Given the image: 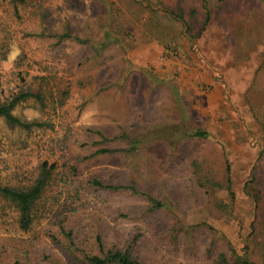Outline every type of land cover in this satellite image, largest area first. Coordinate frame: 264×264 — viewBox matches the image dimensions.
<instances>
[{"label": "rangeland", "instance_id": "374dc122", "mask_svg": "<svg viewBox=\"0 0 264 264\" xmlns=\"http://www.w3.org/2000/svg\"><path fill=\"white\" fill-rule=\"evenodd\" d=\"M156 58L206 70L217 98L182 101ZM29 87L12 113L40 124L0 117V185L49 175L28 229L0 196V264H83L101 244L264 264V0H0V103Z\"/></svg>", "mask_w": 264, "mask_h": 264}, {"label": "trees", "instance_id": "16d2710c", "mask_svg": "<svg viewBox=\"0 0 264 264\" xmlns=\"http://www.w3.org/2000/svg\"><path fill=\"white\" fill-rule=\"evenodd\" d=\"M63 38H69L71 35L69 33H65ZM31 96H37L40 98L39 93H37L34 89L30 87L26 90H22L19 94L15 95L10 100H6L0 103V117L4 118L5 121L11 127L20 126L26 129L31 128L33 125H39L40 123H30L25 122L16 117L12 110L14 106L21 100H24ZM193 136L197 137H206L207 132L203 130H197L193 133ZM103 152L110 151L109 149H101ZM228 171V168H227ZM49 171L46 170V163L43 164L42 173L37 178L36 182L33 186L22 189L15 188L12 186H4L0 185V196L5 200L13 203L20 212V226L23 229H28L31 225L32 219V208L34 207V203L40 197V194L45 186L46 180L48 178ZM97 184H101L100 182H96ZM102 185V184H101ZM231 183L228 180V190L230 194L231 192ZM115 188L123 189V186H117ZM153 202L154 206H159L160 204L153 200L149 199ZM100 242V239H99ZM101 244V243H100ZM100 254L96 255H86L85 262L83 264H140L135 258L132 256V253L127 249H108L104 250L102 244L100 245ZM239 264H253L252 260L248 256H238ZM220 264H230L224 255L221 256Z\"/></svg>", "mask_w": 264, "mask_h": 264}, {"label": "crops", "instance_id": "0c3cea01", "mask_svg": "<svg viewBox=\"0 0 264 264\" xmlns=\"http://www.w3.org/2000/svg\"><path fill=\"white\" fill-rule=\"evenodd\" d=\"M187 40H188V37L185 36V41L187 42ZM148 61H150L149 58L142 60L143 63H146ZM153 62L157 66L155 71L160 76H164V75L170 76V77L178 76L180 78H183L184 82H182L181 85L177 83V86H176V88L179 90L180 95L182 94V97H181L182 101H184L187 97H189V95H185L187 91L190 93L192 92V93H198V94H201L202 92L205 95V97H203L204 99H206L205 102H207V99H210L209 102H211L217 98L218 96L217 92L219 91L218 85L213 82L214 81L213 78L210 77V75L206 72V70L203 71L202 73L201 71H198L200 67H197V68H194L192 66L189 67L188 66L189 64L187 62L182 64L180 59L179 60L176 59V61L170 60V59L161 61V60H157L156 58L154 59ZM161 64H164L165 67L162 68ZM174 81L177 82V79L175 78ZM203 85H210L213 91H210L209 94H205L204 91H200V89L202 90ZM207 136H208V133H207Z\"/></svg>", "mask_w": 264, "mask_h": 264}]
</instances>
